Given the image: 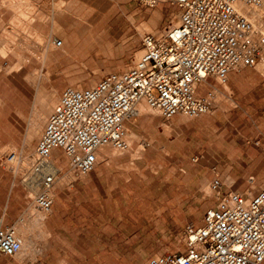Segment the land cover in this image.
<instances>
[{"label":"rangeland","instance_id":"obj_1","mask_svg":"<svg viewBox=\"0 0 264 264\" xmlns=\"http://www.w3.org/2000/svg\"><path fill=\"white\" fill-rule=\"evenodd\" d=\"M2 5L0 219L12 229L20 226L29 255L38 256L47 235L32 202L39 186L30 190L26 179L36 173L34 150L52 110L26 145L31 122L42 117L49 94L55 96L56 107L62 89L94 86L106 74L134 64L141 54V37L158 36L176 24L179 8L172 0H4ZM259 19L264 24V11ZM78 35L81 41L91 40L83 53L75 50ZM54 39L62 45L55 47ZM257 46L256 64L231 71L228 91L209 79V88L219 94L215 92L206 114L164 119L143 102V111L125 122L129 148L119 152L103 147L112 155L129 152V201L116 199L117 220L99 236L92 224L96 214L76 205L79 195L73 193L63 211L73 226L53 230L57 244L39 262L54 264L56 254L71 263L78 256L81 264H88L101 253L107 260L102 264H148L153 256L183 252L185 225L200 224L228 186L249 196L264 187V46ZM55 167L60 170L57 185L70 186L75 178L86 176L72 173L66 160ZM215 180L220 195L212 188ZM123 206L129 212L121 213ZM83 218L88 220L85 226L77 225ZM29 255L22 264L37 261Z\"/></svg>","mask_w":264,"mask_h":264},{"label":"built area","instance_id":"obj_2","mask_svg":"<svg viewBox=\"0 0 264 264\" xmlns=\"http://www.w3.org/2000/svg\"><path fill=\"white\" fill-rule=\"evenodd\" d=\"M172 2L179 8L176 24L166 26L162 37L144 34L134 64L106 74L94 86L62 90L34 150L39 190L32 202L43 212L52 207L60 175L43 168L52 150L62 151L72 173L87 175L99 149L129 148L125 122L137 116L140 102L164 119L195 118L208 113L215 101V89L198 94L200 84L209 79L226 83L231 71L256 64V42L264 41V28L256 29L236 5L254 7L261 0ZM53 44L62 42L54 39ZM212 188L220 195L218 180ZM183 241V252L153 256L148 264H264V187L252 196L234 190L221 194L200 224L185 225ZM21 248V240L0 219V255L13 257Z\"/></svg>","mask_w":264,"mask_h":264},{"label":"crops","instance_id":"obj_3","mask_svg":"<svg viewBox=\"0 0 264 264\" xmlns=\"http://www.w3.org/2000/svg\"><path fill=\"white\" fill-rule=\"evenodd\" d=\"M3 1L4 0H0V22H2L4 15L6 13V8L4 5H2ZM209 86H212L210 80H207V82L200 84L197 88L198 94H202L204 92V89L205 90L210 89ZM41 115L43 116L47 115L46 108H44V112ZM256 145L258 146L259 142H257ZM123 156H128V159L121 163H117V164L113 163L114 159ZM50 158L53 159V163L55 166L58 163L63 165V163L66 160V157L64 156L62 151L57 148L52 150ZM110 162H112V164H110ZM103 165L110 166V168H103L102 167ZM126 165H129V152L123 155L114 154L107 158L101 157L99 160H97L95 168L90 173H88L84 178L82 179L75 178L70 182V186H66L63 184L60 185L56 184L57 186L53 194V204L44 220V228L46 227L45 230L47 235L45 241L46 247L44 250L42 249V247L40 248L41 249L40 251L41 252L44 251V252L39 254L38 256L36 255L35 259L37 257L38 259L35 262L32 261L33 264H44L43 262H39L40 257H46L53 249L54 244H57V241H55L56 238L53 239L55 237L53 232L54 229L61 228L63 230H67L71 227L72 221L71 220L68 221L65 218L66 213H64L63 211H66V207L69 205V202L71 201L70 196L73 193L79 195V201L76 203V205L81 206L83 207V209L92 211L94 212V214H96L94 215L92 224L99 231L98 233L99 236L102 235V229L106 231L112 227V221L117 220L116 219L117 216L116 215L114 216V214H117V211L115 209L116 199L129 201L130 171L129 168L126 167ZM62 169L63 168H61V170ZM259 189L260 188H258L255 191V193ZM228 190H231L230 186L227 187L226 191ZM125 206H123L121 213L129 212V208L127 209L125 208ZM85 221H88L87 218L85 219L83 218L82 220L81 219L77 220V222L80 223L77 225L85 226V224H82L85 223ZM52 227H56V228H52ZM51 239L53 240L50 241ZM69 252H71V250ZM52 257L54 259L53 260L54 264H81L82 262V260L78 259V256L76 257L77 261L72 263L67 261L68 257L64 258L59 255L57 256L56 254H53ZM103 259L105 258H103L101 253H98L93 257L92 260L88 262V264H102ZM106 261L107 260L105 259V262ZM0 264H22V263L19 260H17L14 256L7 257L0 255Z\"/></svg>","mask_w":264,"mask_h":264},{"label":"bare ground","instance_id":"obj_4","mask_svg":"<svg viewBox=\"0 0 264 264\" xmlns=\"http://www.w3.org/2000/svg\"><path fill=\"white\" fill-rule=\"evenodd\" d=\"M237 9L239 11H241L243 14L247 15L249 20L253 23L254 27L256 29H260L262 30L264 28V24L263 22L259 19V16L261 14V12L264 11V0H261L260 4L258 6H254V7H251V6H248L247 4L245 3H238L236 5ZM55 26V24H54ZM76 34V33H75ZM74 34V35H75ZM54 36V35H53ZM84 36V35H83ZM79 38V35L77 36ZM159 37H162L161 35H159ZM55 38V37H54ZM77 38V39H78ZM81 38H79V40L77 41V48L75 49L76 52L78 53H83L86 51V43L88 40L87 37H83L82 38V41L80 40ZM98 39V38H97ZM25 40V39H24ZM23 40V42H24ZM91 41V40H90ZM89 41V42H90ZM26 42V41H25ZM52 42V41H51ZM95 42H92V44H94ZM33 44V43H32ZM256 44H259L261 47L264 46V41H258L256 42ZM22 45V44H21ZM55 46V45H54ZM56 47V46H55ZM25 49V48H23ZM263 49V48H262ZM38 50V49H37ZM89 50V49H88ZM32 51V50H31ZM34 51V50H33ZM36 51V50H35ZM41 51V50H40ZM39 51V52H40ZM43 51V50H42ZM46 54V53H45ZM45 54L43 53L42 54V57L41 59H43V61L45 60L44 56ZM241 68H238V69H235L236 72H239ZM220 85H222L223 89L228 91L229 90V87L226 83H221ZM205 90V89H204ZM216 93H218V91H216ZM219 94V93H218ZM55 104V96L54 95H51L49 94V96L46 98V112L48 113V111L50 110H53L55 107L54 106ZM44 105V104H43ZM147 105V104H145ZM137 115L139 113H141L143 111V102H140L138 105H137ZM39 112H41L39 110ZM40 116V115H39ZM42 117L41 118H35L36 120H34L33 122H31L32 124V129H30L28 131V137L26 139V145H30L31 144V140L33 139L34 136H37L38 133H39V130H40V127L41 125L43 124V121L45 120L44 117H46L45 115H41ZM129 131V130H128ZM125 136L128 137L130 136V132H126L125 133ZM106 148V147H104ZM104 148L102 149H99L101 151H98L97 152V160H99L101 157L102 158H107V157H110L112 156L113 153H110L109 151H107V149L105 150ZM34 162L33 161V165H34ZM53 163V160L51 158H49L47 164H45L43 166L44 170L45 171H51V172H55V171H60L59 169H55V165L52 164ZM35 172V171H34ZM27 178V177H26ZM27 180V186L30 190L34 189L35 187L39 186V176L37 173H32V175L26 179ZM56 185V184H55ZM37 212V215H38V218L40 220V226L41 228L43 229V231L46 233V230L44 228V220L48 214V212H43V211H40V209L38 208V210L36 211ZM13 232L14 234L21 240V251L19 253H17L16 255H14V257L19 260L20 262H25L24 260H27L25 259L27 257V255H29L30 251H31V248L30 246L28 245L29 242H27V236L25 235V233L23 232V230L20 228V226L16 227L13 229ZM43 232V233H44ZM46 247L45 245V242L42 246V249L44 250ZM31 256L32 259H35L36 257V254L35 255H29ZM30 259V258H29Z\"/></svg>","mask_w":264,"mask_h":264}]
</instances>
